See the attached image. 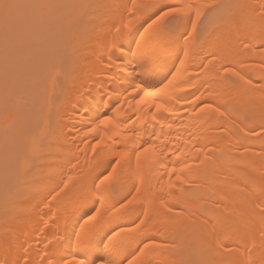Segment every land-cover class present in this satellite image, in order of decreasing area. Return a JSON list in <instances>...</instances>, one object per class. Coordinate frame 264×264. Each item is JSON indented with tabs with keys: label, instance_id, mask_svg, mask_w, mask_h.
I'll use <instances>...</instances> for the list:
<instances>
[{
	"label": "bare ground",
	"instance_id": "1",
	"mask_svg": "<svg viewBox=\"0 0 264 264\" xmlns=\"http://www.w3.org/2000/svg\"><path fill=\"white\" fill-rule=\"evenodd\" d=\"M134 2L0 0L40 6L0 7V257L40 264L53 244L68 256L82 228L103 239L96 264H264V0H219L227 14L195 31L187 16L149 28L158 9L138 10L113 46ZM177 70L188 83L164 99L191 103L157 113L163 100L131 99L130 84ZM133 121L135 142L125 139ZM93 207L100 218L85 222Z\"/></svg>",
	"mask_w": 264,
	"mask_h": 264
},
{
	"label": "snow or ice",
	"instance_id": "2",
	"mask_svg": "<svg viewBox=\"0 0 264 264\" xmlns=\"http://www.w3.org/2000/svg\"><path fill=\"white\" fill-rule=\"evenodd\" d=\"M0 7L7 10L13 9V8H23V7H40L38 5H21V4H12V3H2L0 4ZM132 12L130 13L131 19H129L127 22L124 20L121 21L120 27L116 28V36L113 39V46H115L116 40L120 39L122 36L126 35L127 33L124 31L127 28L131 27L132 20L136 18L137 11L138 10H150V9H158V12L156 13V16L158 19H153L151 24L148 25L149 28L152 27L153 24L158 23L160 20H164L167 17H184L187 16L189 18V23L192 26L193 31H195L196 23L201 20V17L205 14L206 9L210 10H217L222 9L225 7H230L229 5H224L219 2V0H207L206 3L199 4L197 6H194L193 3L189 2L187 4H181L178 3L177 0H135L134 3L131 5ZM241 7H244V5H241ZM261 18L264 19V2H262L259 7L256 9ZM195 16V20H192L191 17ZM144 39L143 36H141L140 41L142 42ZM141 42H135V46L137 51L133 52L132 55L136 56L140 54L142 50V43ZM121 49L123 48V45L120 46ZM264 47V45H262ZM185 57H187V54L185 53ZM111 56L109 55V59ZM181 64H183V61H181ZM224 71L227 73L229 71L228 68H225ZM179 75V70H177V74L172 76L171 80H168L167 83L161 82L160 85L152 84L148 80H139L138 82L132 83L129 85V88L131 89V99L136 101L137 103H143L146 98L148 97H155L156 99H161L163 102L161 103H154L153 108L157 113H169L172 111H175L177 108L180 107L181 101H184L185 103H191V101L186 100L185 97L182 96H170L167 99H164V94H166V90H168L170 87H172L174 92H179L182 89L179 87L180 83H188L187 81H180L177 82V76ZM175 84V86H174ZM128 89H125V92H127ZM203 95V94H201ZM137 97L139 99L137 100ZM199 99V97H197ZM127 99H125V103H127ZM170 105V107H169ZM130 109L135 112V106L130 104ZM204 107H210V104L205 103ZM201 111L204 109L201 108ZM161 119H168V117L161 115ZM131 120V117H130ZM111 122V118L108 120H101L100 124H107ZM159 120H156V123L159 124ZM100 125L98 124L97 127ZM171 124L168 125L169 128H171ZM119 127V125H117ZM136 128V122H132V126L128 128L129 136L125 139H133V142H135L134 137L137 133ZM155 135V133H153ZM146 143H152V141H147ZM165 150H167V145H165ZM148 151L147 148H144L142 150H135V155L137 159V164H139V159L141 156L144 155V153ZM113 163H117V161H113ZM163 163V161H161ZM175 163V161H174ZM184 167H189L186 163L184 164ZM183 171V169H181ZM177 172V169L175 167H172L171 172L167 173L169 180H171V177L174 173ZM71 179V178H70ZM110 179V176H105L104 180ZM175 179L180 182V184H187L188 180L184 179L183 176L177 174L175 176ZM104 180L101 181V183L104 182ZM142 182V181H141ZM67 184L65 183L63 187L59 189V191L55 192V195L52 196V199L55 200L57 196H60V194L64 191V188H67ZM173 187H176V185H173ZM35 191H39V189H35ZM95 204H101L102 202L100 199H97ZM129 204L132 203V201L128 202ZM47 206V205H46ZM121 207H127V204H121ZM262 214H264V208L261 209ZM84 216L86 217V221H98V218H100L101 214L98 208L93 207L90 211H87L84 213ZM144 221L141 220L140 224H143ZM136 227H139V225H136ZM125 231H134V229H123ZM74 239H72L70 243L71 251L68 256L58 255L55 244H53V241H59L64 239V236L62 234H58L53 237V240L48 241L49 244H53V247L50 249H46L44 252V258L40 261V264H96L97 258L92 257V253L95 251L97 247L103 244V239H100V232H91V233H84L83 229L79 232L73 233ZM105 239L108 238L107 236L104 237ZM262 241H264V231H262ZM253 247H255V243L253 242ZM216 248L221 252H231V248L229 246H226L223 242H218L216 244ZM144 255V251L140 252V256ZM137 261H139V256L135 257L132 261L129 262V264H137ZM0 264H31V261L25 258H21L18 261L12 262L9 261L6 258L0 257ZM102 264H107V262L102 261ZM142 264H147V262H142Z\"/></svg>",
	"mask_w": 264,
	"mask_h": 264
},
{
	"label": "rangeland",
	"instance_id": "3",
	"mask_svg": "<svg viewBox=\"0 0 264 264\" xmlns=\"http://www.w3.org/2000/svg\"><path fill=\"white\" fill-rule=\"evenodd\" d=\"M230 1H232L233 2V4L232 5H235L236 3H238L239 2V0H238V2H237V0H230ZM227 2H229V0H227ZM227 10V9H226ZM226 10H223L224 12H222V10L220 9L219 10V12H218V9H217V11H216V13L212 10V11H210L209 12V10H204L205 11V14L201 17V23H200V25H201V28H205V27H208V25H209V22L208 21H210V23L213 21V19H212V21H211V16H213V15H211V13H215L216 14V17L217 16H221V15H226L227 14V12H226ZM222 12V13H221ZM214 14V15H215ZM219 14V15H218ZM215 17V18H216ZM194 18L195 17H193V20H194ZM213 18H214V16H213ZM203 31V30H202Z\"/></svg>",
	"mask_w": 264,
	"mask_h": 264
}]
</instances>
